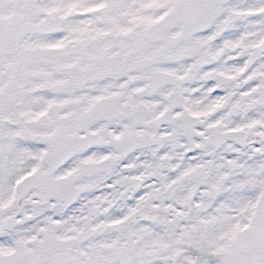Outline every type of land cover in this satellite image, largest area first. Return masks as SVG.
I'll return each instance as SVG.
<instances>
[{"label": "snow or ice", "instance_id": "1", "mask_svg": "<svg viewBox=\"0 0 264 264\" xmlns=\"http://www.w3.org/2000/svg\"><path fill=\"white\" fill-rule=\"evenodd\" d=\"M0 264H264V0H0Z\"/></svg>", "mask_w": 264, "mask_h": 264}]
</instances>
